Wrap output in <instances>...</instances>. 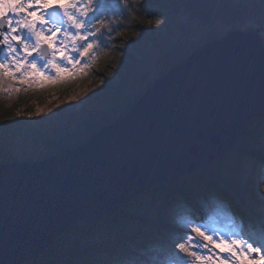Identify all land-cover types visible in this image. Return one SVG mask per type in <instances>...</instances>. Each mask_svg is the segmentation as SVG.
I'll list each match as a JSON object with an SVG mask.
<instances>
[{
    "label": "water",
    "instance_id": "1",
    "mask_svg": "<svg viewBox=\"0 0 264 264\" xmlns=\"http://www.w3.org/2000/svg\"><path fill=\"white\" fill-rule=\"evenodd\" d=\"M263 29L230 31L195 49L74 148L0 163V194L6 189L9 208L0 216L5 264H23L77 222L89 223L127 197L213 163L264 112ZM205 83L208 94L195 111L169 110L164 130L136 149L100 153L106 144L125 145L140 123L159 127L154 114L166 98H186Z\"/></svg>",
    "mask_w": 264,
    "mask_h": 264
},
{
    "label": "trees",
    "instance_id": "2",
    "mask_svg": "<svg viewBox=\"0 0 264 264\" xmlns=\"http://www.w3.org/2000/svg\"><path fill=\"white\" fill-rule=\"evenodd\" d=\"M108 3L115 5L118 10L116 23L113 25L116 32L113 33L107 50H97V59L98 61L101 59V62L105 61L111 51L113 52L117 35H136L140 28L139 24L145 23L155 11H165L167 18H174L180 14L179 10L183 9L182 0H125L123 4L120 0H108ZM202 5L215 19L226 21L235 19L247 8L241 1L235 3L233 0H202ZM184 8L191 10L189 4ZM186 51L178 50L174 52L172 58L162 60L159 63L160 70L164 68L163 66L166 69L173 66L174 61L186 56ZM129 107L121 106L115 116L111 114L113 111L111 108L106 113H99L98 109H95L79 121L70 120L65 124L66 129L60 131L41 133L29 125H23L25 127H22L27 130L26 132L22 130L25 132L23 139L31 144L42 142L47 150L46 154L52 156L74 148L97 129L115 120L114 117L117 118ZM260 120L264 122L263 114ZM9 124L12 123L0 120V133H4L7 128L10 131L13 127H9ZM71 124L74 126L73 129L69 127ZM256 132H261L257 145L264 146V131L258 128ZM25 141L23 142L26 144ZM238 142L239 140L233 142L205 168L174 181L142 190L106 217L95 218L89 223L78 222L54 238L51 246L40 256L24 264H114L117 258L129 260L132 264H150L157 250L170 247L172 244L173 230L168 228L167 224L170 218L173 221V208H179L180 212L177 215L189 210L198 216L211 215L223 207L214 203L216 200L225 202L227 206L223 207L224 211L242 217L233 205L236 200L249 218V221L243 220L245 223L249 222L245 224L247 227L244 228L245 231L259 232L260 224L264 222V194L260 191L264 190V183H261L260 175L256 177L260 169L258 166L262 164L256 158L264 156V153H258L254 147ZM18 145L13 144L10 137L4 138L0 142V162L18 159L14 152L25 147L23 144ZM20 157L19 159L25 158ZM208 172L212 173L213 178H209ZM165 198L170 199L165 202ZM244 212L241 213L244 215Z\"/></svg>",
    "mask_w": 264,
    "mask_h": 264
},
{
    "label": "snow or ice",
    "instance_id": "3",
    "mask_svg": "<svg viewBox=\"0 0 264 264\" xmlns=\"http://www.w3.org/2000/svg\"><path fill=\"white\" fill-rule=\"evenodd\" d=\"M117 15L108 0H0V90L43 88L86 74L97 59V50H107L116 32ZM164 22L155 20L157 25ZM209 88L205 83L186 98H166L154 114L159 127L140 123L125 145L106 144L100 153L115 155L136 149L164 130L169 110L195 111ZM259 174L264 183V166ZM0 195V216L6 218V189ZM214 203L227 206L222 200ZM223 207L211 215L198 216L189 210L174 216L172 244L157 250L150 264H264V222L259 232H246L243 221ZM7 253V244L0 245V264H5ZM114 264L132 262L117 258Z\"/></svg>",
    "mask_w": 264,
    "mask_h": 264
},
{
    "label": "rangeland",
    "instance_id": "4",
    "mask_svg": "<svg viewBox=\"0 0 264 264\" xmlns=\"http://www.w3.org/2000/svg\"><path fill=\"white\" fill-rule=\"evenodd\" d=\"M182 1L183 9L179 10L180 14L176 17L167 18L165 11H155V14L147 18L145 23L139 24L140 28L136 35H117L113 52L111 51L107 55L108 57L104 62L102 61L103 63L101 59L92 61L86 74L82 73L62 83L48 84L43 88L33 87L27 90L22 89L20 92L13 90L11 93L0 90V120L12 123L9 124V127H13L10 128V131L7 128L4 133H0V142L4 138L10 137L13 144L25 145L21 151L14 152L18 159L7 162L36 161L51 156L46 154L47 150L41 144L42 142L31 144L23 139L27 131L23 125H29L30 128L43 133L66 129L67 122L72 119L79 121L85 115L94 112L95 109H98L99 113H106L111 108L113 110L111 114L115 116L119 113L121 106H131L153 81L172 66L168 69L163 66L162 70H165L163 72L160 70L161 64L159 65V63L172 58L174 52L187 50L186 56H188L195 49L223 37L230 31L246 32L255 28H264V0H233L235 3L241 1L247 8L236 17L237 19L230 21L215 19L207 9H204L202 0ZM187 4L191 6V10L184 8ZM157 18L166 22L157 25L155 23ZM261 35L264 40V29L261 31ZM186 56L178 58L173 63L176 64ZM81 98H83V102H80ZM70 102L72 103L70 104ZM114 119L116 118L114 117ZM69 127L73 129L74 126L71 124ZM258 128L264 131V122L256 119L236 140L242 141L238 143L245 146L254 147L258 153H264V146L257 145L261 136V132H256ZM243 136H247V138H243ZM20 156L25 158L19 159ZM256 159L262 162L258 166L261 169L264 166V156H259ZM208 173L209 178H213L212 173ZM259 175L257 173L256 177ZM255 186L258 189L257 185ZM260 191L264 194V190ZM223 196L225 197V195ZM235 201L234 207L239 212H244L241 210L240 203ZM246 214L244 212L246 221H249ZM106 216L107 214L97 218ZM237 218L239 220L240 217ZM240 220L242 219L240 218ZM167 226L173 230L171 218ZM245 226L243 221V227Z\"/></svg>",
    "mask_w": 264,
    "mask_h": 264
},
{
    "label": "bare ground",
    "instance_id": "5",
    "mask_svg": "<svg viewBox=\"0 0 264 264\" xmlns=\"http://www.w3.org/2000/svg\"><path fill=\"white\" fill-rule=\"evenodd\" d=\"M263 113H264V112H262L261 114H263ZM257 119L260 120L259 116L257 117ZM248 128H249V127H248ZM248 128H247V129H248ZM247 129H246V130H247ZM245 132H246V131H244L242 134H244ZM242 134H241V135H242ZM239 137H240V136H239ZM236 139H237V138H236ZM236 139L233 140L232 143L235 142ZM239 142H242V141L239 140ZM232 143H231V144H232ZM191 173H192V172H191ZM173 181H174V180H173ZM132 196H133V195H132ZM130 197H131V196H130ZM130 197H127L125 200H123V201H122V202H121V203L115 208V210L119 209V207L121 206V204H122L123 202H125L127 199H129ZM169 199H170V198H166L164 201L166 202V201H168ZM236 211H238V210L236 209ZM172 212H173L174 216H177V213L180 212V210H179L178 207H175V208L172 209ZM110 213H111V212H110ZM110 213H109V214H110ZM238 214L242 215V217H240L242 220H247L246 216H244L242 213H239V211H238ZM107 215H108V214H107ZM174 216H173V217H174ZM173 217H172V218H173ZM244 222H245V221H244ZM77 223H78V222H77ZM245 224H249V222H247V223H245ZM167 227H168V226H167ZM70 228H71V227H70ZM244 228H247V227L245 226ZM34 258H35V257H34ZM31 259H32V258H31Z\"/></svg>",
    "mask_w": 264,
    "mask_h": 264
}]
</instances>
